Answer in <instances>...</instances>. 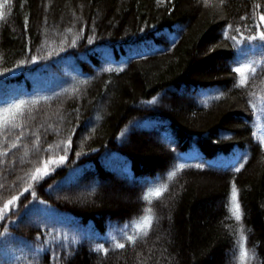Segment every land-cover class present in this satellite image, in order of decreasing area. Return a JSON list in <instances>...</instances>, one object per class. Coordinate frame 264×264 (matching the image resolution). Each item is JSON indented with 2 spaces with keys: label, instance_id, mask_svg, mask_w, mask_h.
Segmentation results:
<instances>
[{
  "label": "trees",
  "instance_id": "16d2710c",
  "mask_svg": "<svg viewBox=\"0 0 264 264\" xmlns=\"http://www.w3.org/2000/svg\"><path fill=\"white\" fill-rule=\"evenodd\" d=\"M3 11L0 115L27 103L0 124V264H239L241 231L246 264H264V41L248 39L264 0H9ZM242 64L255 72L235 87Z\"/></svg>",
  "mask_w": 264,
  "mask_h": 264
},
{
  "label": "snow or ice",
  "instance_id": "6c2138e0",
  "mask_svg": "<svg viewBox=\"0 0 264 264\" xmlns=\"http://www.w3.org/2000/svg\"><path fill=\"white\" fill-rule=\"evenodd\" d=\"M9 2V0H4V4H7ZM221 2L223 3V0H221ZM205 3H208V0H205ZM4 4H0V19H2L5 16V12L3 11L4 8ZM259 7V5H258ZM9 11H11V9H9ZM243 19V18H242ZM259 19L261 22H264V12L260 13ZM228 27H231V25H229ZM256 34L253 36H249L248 39L249 40H256L259 39L260 41H264V28H261V26L258 24L256 26ZM225 36L228 35L227 30H225ZM75 42V41H73ZM33 59H38V57H33ZM25 61H21V64H23ZM235 63H239L238 61H234ZM235 72L240 74L239 80L237 82L236 85H234L235 87H242L245 86L248 83V76L246 75L247 72L251 71V72H255V68H252L250 64H242L238 67H236L234 69ZM221 95H223V93H221ZM26 101H17L14 102L13 104L9 105L6 109H4L3 111L5 113H7V116H2L0 115V124H15V120L16 117L21 115L23 112V108L26 106ZM249 104H252V101H249ZM253 107H255V105L253 104ZM17 140H19V137L17 138ZM261 144L264 145V140H261ZM13 147H15V144H13ZM77 155L79 156L80 153H77ZM65 160L64 156H61L59 158V161L56 163H63ZM185 167L183 164L179 165V168H183ZM197 167L203 168L204 165L200 164L197 165ZM241 167H243V165H241ZM240 168H237L236 171H239ZM48 174V165L47 163L45 164L43 169L37 168L36 169V174H34L31 178L34 181H38L42 178V176L47 175ZM176 172L172 171L168 173V178L172 179L175 176ZM29 187H31V185H29ZM168 185L167 183H161L157 186L154 187H150L147 192H145L143 199H145L146 201L149 202V204H151L152 198L153 197H160L161 194L167 189ZM27 191V189H26ZM33 196H35V193L33 192ZM17 197L13 196L11 198V200L8 201L7 204L4 205V208H8V206L10 204H12L13 201H16ZM231 203H232V215L235 217V219L237 221L241 220V212H240V205L239 202L237 200V188L236 185L233 184L232 185V193H231ZM146 215H144L142 217V224L138 225V227H142V228H150L151 227V223L153 220V216H152V208L151 207H146L144 209ZM4 218V212L2 209H0V219ZM243 227V226H241ZM129 240L134 241L136 239V237L134 236H129L128 237ZM246 236L244 235L243 231H241L240 236H239V241H238V247H239V256H238V260H239V264H246V259L248 258V250L245 247V242H246ZM117 247L123 248L124 245L123 244H117ZM105 252H107V249H104Z\"/></svg>",
  "mask_w": 264,
  "mask_h": 264
}]
</instances>
